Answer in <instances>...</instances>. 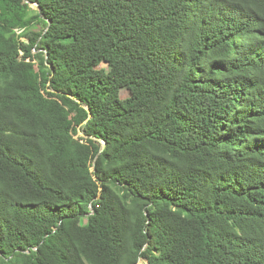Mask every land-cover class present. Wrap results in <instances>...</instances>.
Listing matches in <instances>:
<instances>
[{"label":"trees","instance_id":"obj_1","mask_svg":"<svg viewBox=\"0 0 264 264\" xmlns=\"http://www.w3.org/2000/svg\"><path fill=\"white\" fill-rule=\"evenodd\" d=\"M140 262L264 264V0H0V264Z\"/></svg>","mask_w":264,"mask_h":264},{"label":"rangeland","instance_id":"obj_2","mask_svg":"<svg viewBox=\"0 0 264 264\" xmlns=\"http://www.w3.org/2000/svg\"><path fill=\"white\" fill-rule=\"evenodd\" d=\"M32 9H33L34 11H37V8H36L35 6H32ZM102 67L105 68L106 70H109L108 66H106V65H103ZM129 95H130V94H129L127 91H123V92H122V98H123V99L128 98ZM82 224H83V226L87 225V221L84 220V221L82 222ZM139 264H143V262H140Z\"/></svg>","mask_w":264,"mask_h":264},{"label":"water","instance_id":"obj_3","mask_svg":"<svg viewBox=\"0 0 264 264\" xmlns=\"http://www.w3.org/2000/svg\"><path fill=\"white\" fill-rule=\"evenodd\" d=\"M37 9H38V11H40L41 12V10L38 8V5H34ZM92 118V116L90 115V118L89 119H91ZM82 136H83V134H82ZM103 146L105 147V143L103 142ZM104 147H103V149H104ZM92 209V208H91ZM19 252H21V253H25L24 251H19Z\"/></svg>","mask_w":264,"mask_h":264}]
</instances>
